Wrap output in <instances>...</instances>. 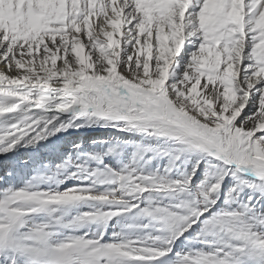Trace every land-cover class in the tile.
I'll return each mask as SVG.
<instances>
[{"label": "snow or ice", "instance_id": "snow-or-ice-1", "mask_svg": "<svg viewBox=\"0 0 264 264\" xmlns=\"http://www.w3.org/2000/svg\"><path fill=\"white\" fill-rule=\"evenodd\" d=\"M0 171L92 264H264V0H0Z\"/></svg>", "mask_w": 264, "mask_h": 264}, {"label": "clouds", "instance_id": "clouds-1", "mask_svg": "<svg viewBox=\"0 0 264 264\" xmlns=\"http://www.w3.org/2000/svg\"><path fill=\"white\" fill-rule=\"evenodd\" d=\"M97 251L95 245L49 227L46 218L36 224L26 213L0 215V256L11 255L19 264H92Z\"/></svg>", "mask_w": 264, "mask_h": 264}, {"label": "bare ground", "instance_id": "bare-ground-1", "mask_svg": "<svg viewBox=\"0 0 264 264\" xmlns=\"http://www.w3.org/2000/svg\"><path fill=\"white\" fill-rule=\"evenodd\" d=\"M67 140L63 143H67L68 141H79L81 138L84 143H90L91 139H99L105 138L107 136V131L102 129H86L80 131H72L70 133L63 134ZM69 150L70 149H66ZM0 176H3V172L0 171Z\"/></svg>", "mask_w": 264, "mask_h": 264}]
</instances>
